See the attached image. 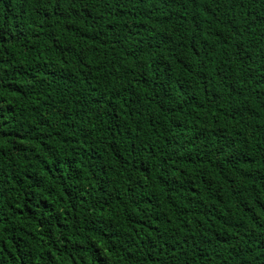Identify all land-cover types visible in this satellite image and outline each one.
<instances>
[{
	"label": "trees",
	"instance_id": "16d2710c",
	"mask_svg": "<svg viewBox=\"0 0 264 264\" xmlns=\"http://www.w3.org/2000/svg\"><path fill=\"white\" fill-rule=\"evenodd\" d=\"M0 264H264V0H0Z\"/></svg>",
	"mask_w": 264,
	"mask_h": 264
}]
</instances>
